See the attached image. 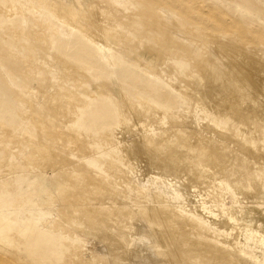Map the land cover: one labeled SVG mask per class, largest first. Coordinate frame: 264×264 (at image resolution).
I'll return each instance as SVG.
<instances>
[{
	"label": "bare ground",
	"instance_id": "bare-ground-1",
	"mask_svg": "<svg viewBox=\"0 0 264 264\" xmlns=\"http://www.w3.org/2000/svg\"><path fill=\"white\" fill-rule=\"evenodd\" d=\"M106 1L104 3L100 0L90 1L93 18L92 21L89 20L92 26H89L85 19L91 28H83L86 39L89 38L93 45L99 48L105 47L106 38L110 33L102 27L95 33L94 28L99 27L104 18L118 16L112 10L118 2ZM211 1L138 0V4L148 12L159 15L163 8H167L169 10L167 17L179 13L182 17L181 27L192 34L208 37L214 43L223 41L225 44L223 47L220 46L224 48L222 52L229 53L220 56L215 50L199 49L200 47L195 46V51L200 50L202 55L198 58L191 55L188 58L189 64L196 68V72L191 75L192 86L181 92L191 109L177 107L168 114L169 123L182 129L164 132L159 138L146 136L147 124L152 120L150 114L155 111V107L147 101L127 103L124 105L126 108L122 107L127 109L126 112L123 114L120 111L122 114L118 128L128 130L130 126L138 125L146 128H141L143 129L139 131L141 134L137 132L139 141L134 140L133 144L117 141L123 162L131 171L122 170L117 166L110 169L109 173L119 179L120 184L124 181L125 186L119 188V185H116L117 180L109 178L104 181L100 175L95 176L91 172L85 177L83 185L75 188L57 185L65 192L68 203L85 205L83 212L92 220L90 229L109 246L113 264H209L211 261H219L217 264H264V171L260 178H256L255 182L249 183L248 186L245 183L240 184L238 180L242 178L239 179L236 175L234 192L237 202L239 205L242 202H249L251 205L249 208L241 206L227 208L223 190L226 182L220 174L224 173L226 162H231L239 168L245 160L229 155L234 149L232 144L224 142V149L221 150L213 145L212 138H216L214 135L212 137L204 135L221 129L234 140L241 141L246 147V152L252 154V157L256 154L264 159V146L258 139L255 141L257 133L264 130V52L260 54L257 48L248 51V42L244 37L246 32L250 31L254 37V44L259 43L257 46L264 50V27L251 22L248 29V22L246 25L242 24L237 17L225 12L221 5ZM61 13L67 17L68 23L73 24L76 17L73 8L69 7ZM58 17L60 18L59 15ZM191 23H195L196 26H192ZM38 30L40 32L41 27ZM174 35L171 37V43L176 44ZM187 37L184 41L185 46L194 47L195 41ZM210 44L214 45L211 42ZM72 48L75 54L82 51L84 49L82 40H77ZM76 56L87 62L86 56L80 54ZM62 64L58 66L65 68ZM71 70L73 72L72 66L69 65L64 72L70 73ZM43 89L44 87H40L38 90L40 92ZM34 92L23 87L22 96L31 98L33 95L36 96ZM60 92L53 89L49 94L46 92L47 95L44 93L45 96L42 95L44 104L41 106H37L34 99L25 101L29 111L22 112V116L26 122L35 123L37 129L28 135L24 125L18 127L20 131L17 132L13 127L4 124L3 132L0 134V145L4 147L2 144L5 140H11L12 147L28 143V151L25 148L26 153L21 157L30 162L31 166L38 165L40 158L49 155L56 158L67 156L69 160L70 154H76L80 159L94 154L96 149L91 148L90 143L95 139L67 125L72 115L66 120L62 117L76 108L78 99L72 91ZM149 94L164 103L174 100L172 93L163 88L149 91ZM120 102L118 100V104ZM112 113L111 110H107L100 115L103 124H109ZM217 120H229L232 124L229 123L227 128L222 127ZM116 134L118 133L115 130L113 135ZM102 136L108 140H112L113 137L108 133ZM18 149L22 150L21 147ZM5 153L8 154L9 150H5ZM138 157H143L146 163L150 164V171H153L146 185H139L138 181L134 180ZM97 160L105 164L113 158L108 156ZM65 161H62V165L66 164ZM49 164L46 163L44 169H48ZM86 170L93 172L86 164L76 168V172ZM64 176L72 185L77 174L65 172ZM164 176L172 178L173 184L172 182L169 184L168 181L164 184L162 181ZM94 188L96 191L92 192ZM194 198H201L195 212L202 213L203 220L194 218L188 211L187 202H192ZM95 201H112L114 207L107 212L104 209L97 213L96 207L93 206ZM138 203H141L140 206H137ZM206 204H212V208H208ZM57 224L63 225L61 222ZM144 226L146 232L143 231ZM230 238L232 241L228 240ZM75 251L78 257L83 255L80 247ZM108 259L105 253L97 252L91 256V262L95 264H109Z\"/></svg>",
	"mask_w": 264,
	"mask_h": 264
},
{
	"label": "rangeland",
	"instance_id": "rangeland-1",
	"mask_svg": "<svg viewBox=\"0 0 264 264\" xmlns=\"http://www.w3.org/2000/svg\"><path fill=\"white\" fill-rule=\"evenodd\" d=\"M90 1L88 0V3L87 0H0V134L5 124L17 132L20 131L18 127L24 125L25 131L31 135L37 127L35 123L26 122L22 116V112L29 111L25 101L34 99L37 106H41L44 104L46 92L49 94L53 89L61 91L60 93L72 91L79 103L73 111L62 116L63 120L72 115L67 125L95 139L90 143V147L96 149L94 154L85 156V159H80L76 154L69 155L73 160H68L67 156L56 158L49 155L40 158L38 165L31 166L30 162L21 157L26 153L25 148L28 151V143L14 148L11 140H5L2 144L4 147L0 145V264H95L91 262V256L97 252L105 253L109 258V264H113L109 246L90 229L92 220L83 212L85 205L68 203L65 192L59 187L65 185L68 188H75L83 185L85 177L91 172L92 175H100L104 181L109 178L117 180L116 185L123 188L125 182L122 181L120 184L119 179L109 173L110 169L117 166L122 170L131 171L123 162L117 143L133 144L134 140L139 141L137 132L146 128L141 125L130 126L128 130L118 128L121 114L127 110L126 104L147 101L155 107V111L150 114L152 120L147 124L146 136L159 138L164 132L182 129L169 123L168 114L177 107L191 109L181 92L192 86L191 75L196 72V68L189 64L188 58L191 55L197 58L202 55L200 50L195 51V46L200 47L199 49L215 50L220 56L229 54L226 51L222 52L224 48L220 46L223 47L225 44L223 41L214 43L208 37L192 34L181 27L182 17L179 13L172 12L174 15L170 14L167 17L169 14L167 8H163L159 15L148 12L138 4V0H115L118 3L112 10L118 15L115 16L117 19L106 17L104 23L94 28L95 33L101 27L110 33L106 38L105 47L99 48L93 45L89 38L86 39L83 31V28L90 29L89 26H92ZM100 1L104 3L106 0ZM214 1L221 5L225 12L237 17L242 24L246 25L248 22V29L251 22L264 27V0H220V3L219 0ZM69 7L76 13L73 24L68 23L67 17L61 13ZM191 25L196 26L195 23ZM199 32L201 31L199 30L198 34ZM172 35L176 36V44L171 43ZM186 37L195 41L194 47L191 46L193 49L185 46ZM244 37L248 42V51L257 48L258 52L263 54L262 47L257 46L259 43L254 44V37L250 31L246 32ZM79 39L82 40L84 49L75 54L72 46ZM210 42L214 45L211 46ZM77 54L86 56L87 62L80 60ZM60 58L64 65L60 63ZM58 64L65 68L72 66L73 72L72 70L70 73L64 72L65 68H60ZM23 87L35 91L36 96L33 95L31 98L22 96ZM40 87L44 89L39 92ZM157 88L167 89L172 93L174 100L167 103L158 101L149 94V91ZM118 100L121 101L119 104ZM123 106L125 108H122ZM107 110L113 113L109 124H103L100 115ZM217 121L226 128L231 123L229 120ZM115 130L118 133L116 136L113 135ZM105 133L113 136L112 140L116 145L112 140L102 136ZM204 135L209 137L214 135L216 138H212L213 145L221 150L224 149V142L232 144L234 149L229 155L245 160L239 168L231 162H226L224 175L222 173L220 175L226 182L223 189L226 207L249 208L251 205L249 202L238 204L234 192V179L238 175L239 179L242 178L238 180L240 184L245 183L248 186L249 183H254L264 171V159L256 154L252 157V154L246 152V147L241 141L234 140L221 129ZM256 136L255 141L258 139L264 146V130L258 132ZM20 147L22 150L18 149ZM5 150H9V153L6 154ZM108 156H112L113 160H108L105 164L97 160ZM62 161L66 164L62 165ZM137 162L134 180L138 181L139 185H146L153 171H150L151 166L143 157H138ZM46 163H50L48 169H44ZM83 164L93 172L89 170L76 172V168ZM65 172L77 174L72 185L65 179ZM162 178L164 184L174 182L172 178L171 180L165 176ZM94 191L95 188L92 189V192ZM187 203L189 213L194 218L203 220V214L195 212L201 198H194L192 202ZM93 206L96 207L97 213H101L104 209L106 212L111 210L114 204L112 201H95ZM211 206L212 204L207 205L208 208H212ZM58 222L63 225H58ZM143 229L147 231L145 226ZM228 240L232 241V238ZM78 247L83 253L81 257H78L75 251ZM218 262L211 261L209 264Z\"/></svg>",
	"mask_w": 264,
	"mask_h": 264
}]
</instances>
